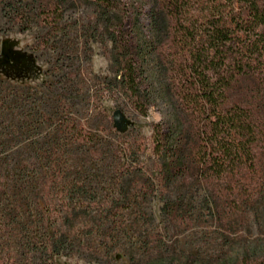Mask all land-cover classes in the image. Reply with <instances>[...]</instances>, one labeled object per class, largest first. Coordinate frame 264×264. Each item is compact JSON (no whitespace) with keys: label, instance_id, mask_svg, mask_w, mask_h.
I'll use <instances>...</instances> for the list:
<instances>
[{"label":"rangeland","instance_id":"obj_1","mask_svg":"<svg viewBox=\"0 0 264 264\" xmlns=\"http://www.w3.org/2000/svg\"><path fill=\"white\" fill-rule=\"evenodd\" d=\"M124 1L151 94L145 117L116 91L112 43L105 52L95 39L93 6L69 10L71 33L47 41L38 0H0V264H40L38 244L53 236L57 264H133L144 251L136 236L154 231L167 233L168 246L185 254L264 250V182L255 197L241 199L242 210L225 230L216 196L223 184L209 185L180 147L189 120L168 94L150 47L153 0ZM17 12L33 22L28 30ZM243 98L234 94L233 101ZM157 123L170 131L173 160L154 152ZM49 150L61 156L56 179L46 163ZM259 170L264 181V153ZM78 202L92 204L94 213L75 211ZM111 207L119 239L105 245L92 220Z\"/></svg>","mask_w":264,"mask_h":264},{"label":"trees","instance_id":"obj_2","mask_svg":"<svg viewBox=\"0 0 264 264\" xmlns=\"http://www.w3.org/2000/svg\"><path fill=\"white\" fill-rule=\"evenodd\" d=\"M38 3L37 17L39 25L47 29V41L50 36L71 33L72 27L65 21L69 10L94 7L92 27L99 32L98 38L94 37L105 52L107 40L112 43L116 91L138 115L147 116L151 94L145 85L139 37L126 25L128 4L124 0ZM17 15L24 23L22 30H28L33 22L22 13ZM150 18L152 53L165 77L168 94L189 120L181 150H189L200 177L209 185L215 181L223 184L222 190H216L224 207L218 218L223 228L231 231L230 218L242 210L241 199L255 197L264 182L259 170L264 153V0H153ZM238 93L244 95L242 102L233 101ZM69 120L62 118L61 127L67 129ZM163 128V123L154 126V152L173 160L175 147L170 131ZM74 131L76 128L67 135ZM46 159L56 179L63 172L61 156L49 150ZM184 166L188 170L190 165ZM69 187L77 191L73 181ZM112 209L106 208L92 220L93 233L103 238L105 245L110 239H119L113 228L117 213ZM75 211L94 213L92 204L86 202H78ZM136 237L144 251L133 264H264V250L256 247L230 246L221 255L208 257L172 249L168 246L171 238L162 231ZM56 243L53 236L38 244L40 264H57L55 256L60 250Z\"/></svg>","mask_w":264,"mask_h":264}]
</instances>
